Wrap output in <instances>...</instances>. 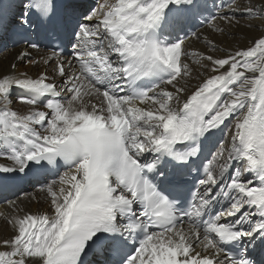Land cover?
I'll return each instance as SVG.
<instances>
[{
  "label": "snow or ice",
  "instance_id": "obj_1",
  "mask_svg": "<svg viewBox=\"0 0 264 264\" xmlns=\"http://www.w3.org/2000/svg\"><path fill=\"white\" fill-rule=\"evenodd\" d=\"M220 8L209 37L203 0H0L17 61L49 50L0 73V184L57 176L48 211L13 204L0 264H264V0Z\"/></svg>",
  "mask_w": 264,
  "mask_h": 264
},
{
  "label": "bare ground",
  "instance_id": "obj_2",
  "mask_svg": "<svg viewBox=\"0 0 264 264\" xmlns=\"http://www.w3.org/2000/svg\"><path fill=\"white\" fill-rule=\"evenodd\" d=\"M222 0H203V3L208 5V8L216 11V14L221 12L220 3ZM97 0H91L89 6L95 7ZM86 5H82V9H85ZM18 11V10H17ZM212 30L209 28L208 24L201 29L197 30L196 33H199L201 36H209ZM1 35V31H0ZM256 35V32H246L245 30H236L235 36L229 34L228 36H222L219 33H216L217 38V47L220 50V54L223 53L225 47L231 44L233 47H241L248 42V38ZM0 42H5V46L0 50V73L6 72L9 66L12 63H17L21 71L27 72L28 75L36 77L39 73L46 70V66L42 63L40 64H30L29 59L40 60V58L46 55L48 52L44 49L39 51L29 50L30 56L28 59H25L22 63L17 61L16 57L22 49H26L25 46L21 47H11L8 45L7 41L3 36H0ZM186 47L189 50H200L203 51L206 48L204 40H197L195 38H190L186 41ZM231 51V48H228ZM47 71L51 76L52 67L51 65L47 66ZM204 73L201 72V76L191 80L190 87L194 88L200 80L203 79ZM169 90H171L169 86ZM15 92V90H14ZM13 104L12 107L19 112H26L29 109V106L26 104H21L17 102L16 96H12ZM0 163H9L6 160H0ZM42 188L38 187L35 183H30L28 186L23 189L14 191L12 195L7 196L5 202H0V238H5L10 236L11 230L8 227L6 216L12 214H17L13 209V204L18 205L20 209H23L24 212H42L48 211V197L46 194L41 191Z\"/></svg>",
  "mask_w": 264,
  "mask_h": 264
},
{
  "label": "rangeland",
  "instance_id": "obj_3",
  "mask_svg": "<svg viewBox=\"0 0 264 264\" xmlns=\"http://www.w3.org/2000/svg\"><path fill=\"white\" fill-rule=\"evenodd\" d=\"M14 94V93H13Z\"/></svg>",
  "mask_w": 264,
  "mask_h": 264
}]
</instances>
